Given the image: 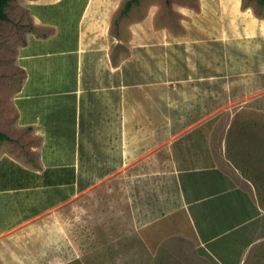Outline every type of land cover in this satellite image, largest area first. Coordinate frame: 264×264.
<instances>
[{"label":"crops","instance_id":"1","mask_svg":"<svg viewBox=\"0 0 264 264\" xmlns=\"http://www.w3.org/2000/svg\"><path fill=\"white\" fill-rule=\"evenodd\" d=\"M127 1L22 0L0 264H264L232 135L264 114V2Z\"/></svg>","mask_w":264,"mask_h":264},{"label":"rangeland","instance_id":"2","mask_svg":"<svg viewBox=\"0 0 264 264\" xmlns=\"http://www.w3.org/2000/svg\"><path fill=\"white\" fill-rule=\"evenodd\" d=\"M246 1V4L253 2L261 9L259 0ZM34 10L47 16V12L53 13L55 7H36ZM6 11L9 20L0 22V130L7 129L9 121H15L13 97L23 78L17 60L21 46L27 40V32L35 29L22 0H10ZM239 116L246 120L239 118L234 121L232 135L240 134L239 144L246 150L240 153L235 162L253 180L264 199V114L242 113ZM246 129H250V134L242 133ZM2 143L0 141V149Z\"/></svg>","mask_w":264,"mask_h":264},{"label":"trees","instance_id":"3","mask_svg":"<svg viewBox=\"0 0 264 264\" xmlns=\"http://www.w3.org/2000/svg\"><path fill=\"white\" fill-rule=\"evenodd\" d=\"M139 0H128L125 4V8L123 12L128 11L131 6ZM260 3L264 2V0H259ZM10 0H0V22L9 20L8 13L6 11L7 7L9 6ZM8 136L5 135L3 132L0 131V140H6Z\"/></svg>","mask_w":264,"mask_h":264}]
</instances>
